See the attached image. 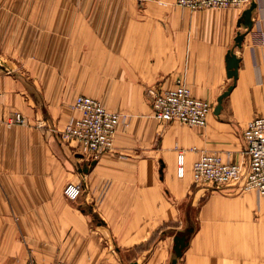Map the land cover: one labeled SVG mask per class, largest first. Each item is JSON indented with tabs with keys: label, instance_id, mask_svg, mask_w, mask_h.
Segmentation results:
<instances>
[{
	"label": "crops",
	"instance_id": "crops-1",
	"mask_svg": "<svg viewBox=\"0 0 264 264\" xmlns=\"http://www.w3.org/2000/svg\"><path fill=\"white\" fill-rule=\"evenodd\" d=\"M0 38L21 57L7 72L26 70L43 87L19 92L0 69V116L26 118L0 122V264H170L175 234H160L179 229L190 235L177 264H264V197L241 180L193 179L203 152L246 162L243 131L264 116V0L202 10L175 0H0ZM177 80L210 102L205 126L151 116L147 89ZM78 94L127 113L96 159L56 135ZM78 181L84 191L69 202L62 188Z\"/></svg>",
	"mask_w": 264,
	"mask_h": 264
},
{
	"label": "built area",
	"instance_id": "built-area-1",
	"mask_svg": "<svg viewBox=\"0 0 264 264\" xmlns=\"http://www.w3.org/2000/svg\"><path fill=\"white\" fill-rule=\"evenodd\" d=\"M247 0H175L180 7L189 10H202L221 7L240 6ZM151 107V116L159 121H181L192 127H203L212 106L207 100L192 95L189 87L177 80L173 87L151 86L146 91ZM2 90L0 86V100ZM74 111L69 115L64 127L57 131L60 139L77 153L87 154L93 159L110 152L121 123L125 118L118 112L109 110L97 98L78 94L71 102ZM0 119L8 127L24 124L25 117L13 112ZM245 163L224 161L219 155L201 153L193 163V178L196 183L228 184L241 180L242 188L253 189L264 197V116L251 119L244 131ZM176 174H184V153L176 155ZM83 181L68 182L63 194L67 199L76 200L84 191ZM30 264H71L63 259L52 262L31 261Z\"/></svg>",
	"mask_w": 264,
	"mask_h": 264
},
{
	"label": "rangeland",
	"instance_id": "rangeland-1",
	"mask_svg": "<svg viewBox=\"0 0 264 264\" xmlns=\"http://www.w3.org/2000/svg\"><path fill=\"white\" fill-rule=\"evenodd\" d=\"M10 47H4L3 46V44L1 43V38H0V69H1V72L3 73V75H5V76H9V80H10V85H12V84H14V83H12V81L13 80H16V79H18V80H20V85L18 86V88L16 89L17 91H19V92H23V87L21 86V84L22 85H24V87L27 89V90H29V92H32V93H34L36 96H41V90H43V87L42 86H40V90L37 88V86L35 85H31V80L32 79H27L28 77H27V74H26V70H23V69H16V68H14V72L12 71V73L10 72V73H8L7 71H8V69H10V65H12V62L11 61H13V62H16V61H21V57H17L16 56V54H13V55H11L10 54V51L9 50H6V49H9ZM4 59V60H3ZM23 60H25V58H23ZM8 73V74H7ZM32 78V77H31ZM31 81V82H30ZM14 82V81H13ZM14 87H15V84H14ZM28 87V88H27ZM35 87V88H34ZM53 88V87H52ZM24 93H26V92H24ZM96 98V97H95ZM97 99H99V98H97ZM104 105H105V107L107 108V109H112V111H116V112H118L122 117H124L125 118V122L124 123H121V125H127L128 124V119H127V113H125V111H123V109H122V106L121 105H117V102H113V101H106V100H104V101H102L101 99H99ZM71 101H72V99H70V100H67V101H65L64 103L66 104V107L68 108V111H69V109H70V111L71 112H74L73 110H72V108H71V106H70V104H71ZM50 103H53V102H50ZM218 104V103H217ZM45 108V107H44ZM26 119V118H25ZM67 120H68V118H67ZM67 120H66V122H67ZM0 122H2L1 121V119H0ZM65 122V121H64ZM64 122H63V124L62 125H60L59 127H56V128H58V129H62L63 127H64ZM65 122V123H66ZM3 124H4V122H2ZM5 125V124H4ZM120 125V126H121ZM6 126V125H5ZM11 127V126H10ZM56 135L59 137V135H58V133H56ZM59 140H61L60 139V137H59ZM62 142H64V141H62ZM66 145H67V142H64ZM71 148V147H70ZM91 158V157H90ZM194 179V178H193ZM67 184V183H66ZM65 184V185H66ZM65 185L63 186V188H62V193H63V189H64V187H65ZM63 196H64V198L67 200V201H69V202H72V203H75L76 202V200H70V199H67L66 197H65V195L63 194ZM52 234L53 235H57V230H52ZM173 234H175V235H180V236H182V235H184L186 238H187V236H189L190 235V231L188 230V229H179V230H176V232H174V230H164V233L163 234H160V235H165V236H171V235H173ZM160 235L159 234H156V236L157 237H160ZM52 255H55V254H52ZM133 255V254H132ZM132 257H134V256H132ZM174 257V251L172 250V258ZM56 259H60V258H57V257H55V259L53 258V259H50V260H47V261H49V262H52V261H54V260H56ZM64 260V259H63ZM42 261V260H41ZM44 261V260H43ZM128 264H138L136 261H134V260H132L131 258L129 259L128 258ZM69 263H71V264H73L72 262H70V261H68ZM171 262V261H170Z\"/></svg>",
	"mask_w": 264,
	"mask_h": 264
},
{
	"label": "water",
	"instance_id": "water-1",
	"mask_svg": "<svg viewBox=\"0 0 264 264\" xmlns=\"http://www.w3.org/2000/svg\"><path fill=\"white\" fill-rule=\"evenodd\" d=\"M254 7V4L251 6V8H248L247 10H245L243 12L244 15V22L249 25L250 24V14H251V9ZM237 65V58L236 57H232L230 59V76H235V68ZM227 92H224L218 99V105L216 107L215 111H218V108L220 107V102L222 100V98L225 96ZM173 251H174V257L171 259L170 264H177V258L180 257L182 255V250L186 247L187 245V241H186V237L184 235L180 236V235H175L173 237Z\"/></svg>",
	"mask_w": 264,
	"mask_h": 264
},
{
	"label": "trees",
	"instance_id": "trees-1",
	"mask_svg": "<svg viewBox=\"0 0 264 264\" xmlns=\"http://www.w3.org/2000/svg\"><path fill=\"white\" fill-rule=\"evenodd\" d=\"M154 237V236H153Z\"/></svg>",
	"mask_w": 264,
	"mask_h": 264
}]
</instances>
